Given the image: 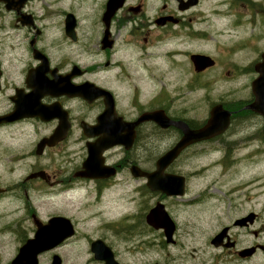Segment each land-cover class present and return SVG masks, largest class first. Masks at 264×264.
Here are the masks:
<instances>
[{
	"label": "flooded vegetation",
	"instance_id": "1",
	"mask_svg": "<svg viewBox=\"0 0 264 264\" xmlns=\"http://www.w3.org/2000/svg\"><path fill=\"white\" fill-rule=\"evenodd\" d=\"M83 10L94 12L89 25L82 23L87 22ZM83 37H91V64L85 68ZM263 74L264 0H0V117L9 118L0 122V134L36 137L21 150L36 159L29 172L0 184V199L24 203L15 204L10 224L1 228L11 235L6 246L12 253L0 256V264H129L133 249L141 251L143 264H169V258L183 264V245L175 256L166 248L177 244L181 224L186 225L172 205L181 200L188 210L200 195L189 196L190 174L176 165L184 155L219 151L232 133L242 138L241 145L256 139L264 144V82L258 83ZM88 82L91 90L84 98L78 86ZM225 82L233 95L227 96ZM198 92L207 104L195 114ZM214 93L221 94L212 99ZM215 107L231 112L228 128L191 143L166 169L185 177V194L151 190L148 174L156 171L160 157L177 145L184 128H203ZM58 132H65L59 141L40 146ZM107 137L123 143L102 149L92 163L95 177H84L88 143L101 148ZM133 166L140 176L132 174ZM255 181L260 180L238 183L234 193L227 189L229 196L220 198L228 210L209 238L215 252L196 264H256V256L264 255L258 243L264 234V190L259 192L263 185ZM26 184L41 187L42 202L49 208L53 201V210L41 215L35 196L21 188ZM130 184L140 195V209L114 218L107 204L117 200L109 195L121 188L126 208ZM81 199L84 204H68ZM159 204L174 223L170 239L161 222L148 221ZM90 206L95 210H84ZM39 224L59 239L15 261ZM221 233L219 244H213ZM242 234L250 236L249 244L242 245ZM245 249L253 252L243 255ZM196 251L188 252L191 258Z\"/></svg>",
	"mask_w": 264,
	"mask_h": 264
},
{
	"label": "rangeland",
	"instance_id": "2",
	"mask_svg": "<svg viewBox=\"0 0 264 264\" xmlns=\"http://www.w3.org/2000/svg\"><path fill=\"white\" fill-rule=\"evenodd\" d=\"M92 10H83L81 11L82 19L89 22L93 17ZM84 16V18H83ZM91 35V34H90ZM90 38L83 37L82 39V51H81V66L85 68L91 64V55L89 53L90 49ZM173 79H177L178 75H171ZM178 82V80H176ZM230 82H225V89L228 94L233 95L234 91L230 89ZM231 90V91H228ZM221 93L212 94V99L217 98ZM202 96V92L194 94V103L198 106L195 114L201 113L207 100H201L199 97ZM233 132V131H232ZM231 134V133H230ZM36 137L33 135L32 138L20 137L19 134H0V184L19 181L24 175H26L30 166L29 163L36 162L34 157H27L22 154L21 150L29 146L30 142H34ZM225 144L221 146L219 151H212L207 154H190L182 156L176 168L188 172L190 174L189 186H190V197H195L200 195L197 199H194V203L189 209L181 207V200L173 203V210L179 213V218L182 222L186 223L184 226L181 224V228L176 235L177 244L172 246H166L167 250L172 254L176 255L179 253L181 245L187 250V257L185 258L183 264H196L202 258L207 260L215 252V250L210 247L209 238L214 236L215 227L217 224H221L225 221V212L228 210L227 201L224 199V203L219 201L225 194V197L229 196L227 189H230L232 192L235 188V185L238 183H247L249 179L255 180L259 179L260 181L256 182L257 185L261 184L262 187H259L257 190L260 192L264 190V151L260 150L259 147H264L258 139L256 142L253 140L249 144H242V138L234 135L233 133L228 136L225 140ZM216 143V142H215ZM214 143V144H215ZM211 142L209 145H212ZM246 147V148H245ZM8 163V164H6ZM4 164V165H3ZM14 168L13 170H11ZM21 188L29 189L28 193L32 196H35L33 204L38 208L40 214L43 215L47 210H53V201H50V207L47 208L42 202L41 196L44 195L41 187H29L27 184L21 186ZM211 188L213 191L211 194H203L205 190ZM129 201H121V188L111 193L109 196L113 197L114 202L111 199V202L108 203V208L110 209V215L114 218H117L123 211L126 210L128 213H133L140 209V198L139 193L135 190L133 184L129 185ZM227 192V193H226ZM24 190L20 189L17 191V194H23ZM234 193V192H233ZM237 193V192H236ZM235 193V194H236ZM110 197V198H111ZM239 201V199L236 197ZM261 199H264V196H261ZM152 202L153 199H148L146 197V202ZM71 203H80L84 204V199L70 201ZM22 206L24 203H14L11 199H0V256L1 258L10 257L12 253V248L6 246L11 241V235L9 233L1 230L2 226L9 225L13 217H11L12 211L15 207ZM171 204V203H170ZM184 206V205H183ZM224 206V208H223ZM84 210L92 212L95 209L90 206ZM23 208H20V212L17 217L22 214ZM189 224V225H187ZM240 238L243 242L242 245H247L251 241L249 235H240ZM258 243L264 245V234L259 235ZM138 244V242H137ZM138 246V245H137ZM132 248V244L130 245ZM192 248H197L195 252L194 259L190 257L189 253ZM157 251V246H155ZM210 252V253H208ZM160 253V251H158ZM141 251L138 249H133L130 252L129 264H143L142 258L139 257ZM164 254V251L161 252ZM210 254V255H209ZM160 257V256H158ZM161 258V257H160ZM169 264L172 260L168 259ZM256 264H264V255L259 253L254 259ZM176 264V263H173ZM242 264H252V262H242Z\"/></svg>",
	"mask_w": 264,
	"mask_h": 264
},
{
	"label": "water",
	"instance_id": "3",
	"mask_svg": "<svg viewBox=\"0 0 264 264\" xmlns=\"http://www.w3.org/2000/svg\"><path fill=\"white\" fill-rule=\"evenodd\" d=\"M264 82V74L260 77L258 83L263 86ZM90 83L82 84L78 87V94L85 96V94L91 90ZM262 105V104H261ZM252 108L257 109L258 105L257 103H254L251 105ZM221 107H215L212 111L211 118L209 122L200 130L192 131L189 129H185V134L182 137V139L178 142V144L168 151L166 154H164L157 162V171L148 174V177L150 179V185L149 187L152 190H161L169 195H182L184 194V177L167 174L165 173V169L168 167L169 164L172 163V161L178 156L180 151L189 145L192 142L203 140L210 138L214 135H217L219 133H222L225 131L229 125L230 120V111H223L220 110ZM163 126L168 125V123H162ZM87 135L90 136V133L86 132ZM64 135V132L61 134L52 137L51 139H44L41 142V146L45 145V143L53 144L54 141L60 139V137ZM132 139V138H131ZM123 143L122 138H113V137H107L103 138L100 141L101 148H98L97 143H88V150L89 155L87 159L84 162V175L87 177H95L94 172L96 171L95 167L92 165L93 162L96 161V158L99 156V153L104 149L105 147H111L113 145ZM139 169L138 167L134 166L132 167V172L135 176L140 175L138 173ZM155 176L158 178L159 181L156 182ZM160 178V179H159ZM58 219V218H57ZM57 219H55L52 223H54ZM156 220L158 222H161V225L166 230V235L170 239L173 234L174 229V223L170 219L168 213L166 212L164 205L159 204L155 206L153 209H151V212L148 215V221ZM39 227L42 226L39 224ZM42 230V229H41ZM41 230L38 231L36 234L35 239L29 240L28 243L21 248L19 256L16 258L18 260L21 258V256L24 254V252L28 250H32L34 253L37 251H40L42 249H45V247L48 246V241L44 239V237H50L51 241L55 239H59V234H46L42 232ZM222 238V233L217 235L213 239V243L215 245H218L220 240ZM253 252V249H247L242 252L243 255H250ZM15 260V261H16Z\"/></svg>",
	"mask_w": 264,
	"mask_h": 264
}]
</instances>
